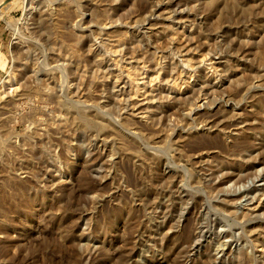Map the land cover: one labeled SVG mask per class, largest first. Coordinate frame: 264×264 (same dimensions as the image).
Here are the masks:
<instances>
[{"label":"rangeland","instance_id":"1","mask_svg":"<svg viewBox=\"0 0 264 264\" xmlns=\"http://www.w3.org/2000/svg\"><path fill=\"white\" fill-rule=\"evenodd\" d=\"M179 20L185 41L174 43ZM149 22L153 31L139 36ZM119 39L129 53L174 76L183 72L182 50L193 61L222 58L220 73L202 67L192 74L212 84L223 77L215 92L201 96L208 105L200 116L211 113L212 129L189 131L192 121L168 108L142 122L115 105L112 87L93 81L105 57L97 45ZM160 52L166 58H156ZM182 88L181 97L170 94L175 106L196 100L190 87ZM230 106L248 118L239 142L218 136L220 127L234 129ZM260 143L264 0H19L0 21V264H241L243 255L264 264V257L256 259L264 223L246 227L254 251L251 242H235L237 223L252 221L248 210L260 199L254 191L264 190ZM234 171L239 177L219 184ZM187 187L196 197L186 207L187 195L179 192ZM162 191L174 197L164 201ZM222 193L246 197L237 204L240 220L233 208L212 214V222L224 216L226 224L186 263L203 208H220ZM172 204L177 212L170 216ZM220 234L227 238L218 248Z\"/></svg>","mask_w":264,"mask_h":264},{"label":"bare ground","instance_id":"2","mask_svg":"<svg viewBox=\"0 0 264 264\" xmlns=\"http://www.w3.org/2000/svg\"><path fill=\"white\" fill-rule=\"evenodd\" d=\"M6 1L7 0H0V6L3 7L2 9H0V21H4L9 16V14H11V12L14 10L15 4L19 0H11L9 4H7L8 2ZM182 13L183 11H181L179 14ZM176 14L178 13L176 12ZM152 15V19L157 18L156 11L153 12ZM150 22L148 23V28L146 27L147 25L143 27V29L139 33V36H146L149 34L148 32L153 31L154 25L150 24ZM173 26L175 29L174 32L171 33V36L174 37L172 39V42L180 43L182 41H185L183 33L178 32V30L182 26H184V22L182 20L175 21L173 23ZM108 29V26L104 27L105 31H107ZM125 42V40L119 39L111 41L108 45H97L98 51H105V57H103L99 61L97 71L98 78L93 82L101 85L103 88H107V90H109V86L112 87V89L114 90L112 94V101L114 102V104L130 110L132 114H136L137 112V116L135 115V117L142 122L145 120L147 121L152 117L162 115V111L168 108L167 111H173L176 115H179V117L183 121H192L193 127L190 128L189 131L198 132L199 130L197 129H199L200 127L202 130H204L205 128L212 129V127L210 126L213 122V116L210 112L204 113L208 117L207 120L201 119V113L199 111L206 108L208 105L206 104V99H202L201 96L207 95L206 92H208L209 90L215 92L216 88L220 87L223 83V77L218 76L217 82L212 84L210 80H207V78L205 80H199L192 74L200 73L203 70L202 67H205L208 73H220L222 71L221 68L225 66L226 62L222 58H216L214 56H199L197 59H195V61H193L191 60V52L186 50L184 54V50H182V52L180 53V60L177 64L178 68L182 69L183 72L180 76H174L168 71L155 68V65L150 64V62H148L145 58L134 56L132 53H129V49L126 47ZM128 58H130L129 62ZM156 58H166L165 53H157ZM61 60L67 61V58L63 57L61 58ZM229 62L230 61H228L227 64ZM192 80H194L193 84H191ZM5 84H12L13 87V82L10 80H7ZM182 86H187L188 88L190 87L191 89L189 91H192L194 95H197L196 100L189 101V99L187 98L182 99L181 104L175 106V104L171 102L172 97L170 96V94H176L181 97L183 95ZM258 88L259 87H256L255 89ZM99 97L101 100L104 99L102 96ZM164 100L165 102H162L161 104L160 101ZM209 104L211 105V102H209ZM237 109H239L238 106H230V112L227 111L230 115L229 118H227L228 123L230 127H233L234 129L227 132L225 129H227L229 126L225 125L223 128L220 127L219 130H217L219 133L218 136H221V134H225V136L228 135V138L232 139V142H239L240 139L245 137V133H243L245 126L243 125L248 124V122L246 121L248 118H246L242 113H238ZM260 144L264 146L263 143ZM215 153L216 152H214L213 154ZM235 171L232 174L226 173L225 175L219 173L222 174V176L218 180L219 184H224L226 182L230 183L235 178L239 177V174ZM242 182H244L243 179L237 181L238 184H241ZM254 192L260 193V199H258V203H255L252 208L248 210L250 212H248V216L252 218V221H246L242 218L243 222L237 223L239 230L241 231V237L238 240H235V242L237 243L251 242L252 244H254L252 245L253 251L254 249H257V244L254 241H250V239L246 236V227L254 223H264V212L262 213V211L264 210V190H255ZM179 193L181 195H187L186 197H184L188 198V201L185 205L186 207L189 205V201H193L196 197V194L192 192V189H188L187 191L185 188H183ZM249 194L252 193L250 192ZM222 195L224 199L222 201L220 200L219 202V206H221L220 208L210 203L206 204V207L203 208V215L198 220V226L196 228V231L192 235L193 244L190 246L189 251L187 252L185 260L186 263H189V261L192 260L191 257H194L199 253V251L201 250V245L199 243L201 241L205 242L208 239L209 234L213 232L214 228H217L218 226H224L226 224L224 216H222L220 221L216 220L215 222H212V214L219 215L220 212L233 208L234 212L232 214L235 215L236 218V211L240 209L237 204L239 201L246 198H234L236 200L235 204L234 199L230 198L233 197L232 195L224 193H222ZM169 196L171 195H167V192L162 191L161 198H163L164 201L168 199ZM158 206L159 205L157 203L154 204V207ZM172 207L173 208L169 211L168 214L170 216L177 212L176 204H172ZM236 207L238 208L236 209ZM167 217L168 216H165L163 217V219L166 220ZM146 231L140 234V239H144L145 237H147V232L150 233V231ZM226 238V234L216 235V239L219 240L217 243L219 245L218 248L223 246V244H221V241ZM260 248L261 250H258L257 253L261 255H259V257L256 256L257 260L264 257V246L261 245ZM139 252L140 251L136 250V252H133V254L136 256L137 254H139ZM248 260H250L249 256L243 255L240 262L241 264H249ZM211 263L217 264L214 260H211L209 262V264ZM204 264L208 263L206 262Z\"/></svg>","mask_w":264,"mask_h":264},{"label":"water","instance_id":"3","mask_svg":"<svg viewBox=\"0 0 264 264\" xmlns=\"http://www.w3.org/2000/svg\"><path fill=\"white\" fill-rule=\"evenodd\" d=\"M10 1H11V0H7L6 2H8V3H9ZM8 3H7V4H8ZM2 8H3V7H2V6H0V9H2Z\"/></svg>","mask_w":264,"mask_h":264}]
</instances>
